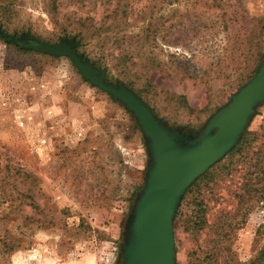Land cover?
<instances>
[{
    "label": "rangeland",
    "instance_id": "374dc122",
    "mask_svg": "<svg viewBox=\"0 0 264 264\" xmlns=\"http://www.w3.org/2000/svg\"><path fill=\"white\" fill-rule=\"evenodd\" d=\"M79 17L102 32L76 53L94 66L103 52L105 83L185 142L264 58V0H0L10 42H70ZM245 133L240 152L182 194L174 264H253L264 250V102ZM150 164L132 113L68 58L0 40V264H123Z\"/></svg>",
    "mask_w": 264,
    "mask_h": 264
},
{
    "label": "water",
    "instance_id": "95a60500",
    "mask_svg": "<svg viewBox=\"0 0 264 264\" xmlns=\"http://www.w3.org/2000/svg\"><path fill=\"white\" fill-rule=\"evenodd\" d=\"M10 40L25 50L68 58L85 81L120 101L135 117L148 140L151 164L129 222L123 264H174L176 206L185 190L236 145L254 108L264 102V58L256 75L209 121L201 136L185 142L171 134L130 89L106 84L105 74L78 55L71 42Z\"/></svg>",
    "mask_w": 264,
    "mask_h": 264
},
{
    "label": "trees",
    "instance_id": "16d2710c",
    "mask_svg": "<svg viewBox=\"0 0 264 264\" xmlns=\"http://www.w3.org/2000/svg\"><path fill=\"white\" fill-rule=\"evenodd\" d=\"M72 22H70L68 25L73 26V29L70 31L72 34H70L72 37L71 38H66L65 39H72L70 42L72 43V47L77 49L78 51H82V54H87V52L83 49V46L85 44H88L93 38H99L101 36V32H102V28L101 26H95L94 24H90L89 21H92V18H88V17H79L77 20H71ZM65 31H68L67 28H64ZM24 37H28L31 38V36L26 35ZM10 36L7 34V32H5L2 29V25L0 24V40H2L5 44L7 45H13L15 47H17L20 51H24L26 52L25 49H22L20 46L15 45L13 43H11L9 41ZM64 38V37H63ZM50 44V43H49ZM34 52V51H31ZM36 54H40L37 52H34ZM44 55V54H42ZM94 58H92L90 61L94 64V66H96L97 68H100L102 71H105L106 73L108 72L107 69V65L106 64H102L103 62V52H97V54H94L93 56ZM54 58V57H53ZM247 134L245 133L244 136L241 138V140H239L238 145L233 149L230 150V153L228 155H232L235 153H238L241 151L242 147L246 144L247 141ZM220 161V160H219ZM215 163L214 166H211L209 169L212 170L216 165H218L220 162ZM209 170V171H210ZM209 171L202 176L201 178L197 179L194 184L192 185V187H195L197 185L198 181L204 180L209 176ZM188 193L190 192V190L187 191ZM261 260H263L261 263H264V250L260 251L254 261L253 264H258Z\"/></svg>",
    "mask_w": 264,
    "mask_h": 264
}]
</instances>
